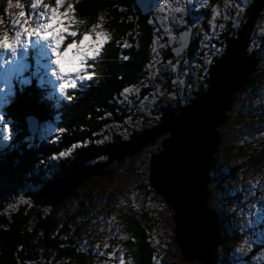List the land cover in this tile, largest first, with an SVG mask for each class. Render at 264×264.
Wrapping results in <instances>:
<instances>
[{
  "label": "trees",
  "instance_id": "16d2710c",
  "mask_svg": "<svg viewBox=\"0 0 264 264\" xmlns=\"http://www.w3.org/2000/svg\"><path fill=\"white\" fill-rule=\"evenodd\" d=\"M72 1L75 9L74 16L79 19L75 18L76 23L70 29L78 32L76 39H79L83 32L90 31L93 25L99 24V15L105 17L104 31L110 35L111 39L103 46L101 54L92 67L93 79L85 82L86 86L83 88L78 84L76 89L68 87L64 93L56 94L52 88L53 82L43 77V71L33 53L29 55L30 65L24 73L26 76L18 74L20 81L14 79L4 105V116L9 123L7 124L9 137L7 142L2 144L3 152H1L3 148L0 149V264H93V251L87 248L83 240L78 237L77 213L80 217L83 211L77 208L74 210V206L69 208L66 206V204L74 203L79 189L55 207L37 205L32 197L71 168L105 161L109 150L120 142L141 134V129L128 133L122 132L124 128H128L129 122L136 123V117L126 118L130 113L132 115L135 113L121 101L122 94L125 88L135 87L138 93L143 95L138 84L148 72L145 66L153 65L150 63L155 60L154 55H157L152 52V47L155 46L154 42L157 38L163 42L166 37L162 36L161 29L153 24V15L149 19L142 16L135 0ZM2 5L3 2L0 0V12ZM201 12L205 14V19L208 18L210 10L203 9ZM259 19H264V9ZM211 25L209 22L204 24L208 30L213 31L214 28H208ZM263 36L258 37L257 40L262 42ZM125 43L128 47H124ZM253 43L254 39L251 37L250 47ZM214 44L216 45L214 49L218 50L221 47L220 51H223L222 43L220 46L219 42L214 41ZM208 45L204 48L197 37L193 36L188 48L181 54L185 56V64L193 55L196 58L197 52L199 62L203 64L204 55H211L205 52ZM180 56H176L177 59L180 60ZM176 57L170 56L169 50L158 55V66L156 64L155 66L161 68L162 73L166 75L164 82L166 86L172 85L167 64L177 60ZM211 64H208L206 72L201 75L202 80L195 87L193 96L186 100V96L182 93L167 107L161 103L163 101H158L160 103L157 107L159 106L161 110L178 111L182 104L194 100L205 92ZM257 68L258 71L251 75L249 83L235 95L236 102L237 99L243 100L241 106L233 105L232 111L235 115L245 114L243 116L245 118L249 115L251 118L258 116L256 115L258 112L248 113V107L252 103H248L246 97L245 99L237 97L243 92L246 96L252 86V89L259 90L260 92H256L261 95L260 85L264 84V68L259 65ZM67 96H71L72 99L68 100ZM28 115L36 119L38 127L45 124L41 132L38 128L33 138L26 131L27 127L24 124V117ZM158 116L149 127L158 121ZM222 145H225V141H222ZM242 145V142L232 139L227 144L226 150L242 159V155L245 156L244 152H246ZM251 146L249 153L252 155ZM246 147L248 148V145ZM148 149L149 153L155 152L157 145L149 146ZM60 152H68V155L60 157ZM261 153H264V148L258 154ZM53 157L56 158L53 159ZM34 159L36 161L31 162ZM215 164L217 166L213 168L211 177L218 178L228 173L221 172V164L218 160H214ZM235 168L238 167H232L231 170ZM109 171L112 173L111 168L107 170V173ZM110 172L107 175L112 177ZM147 180L146 173L144 187L148 192H154ZM81 186L83 184L80 185V189H82ZM30 188L33 190L28 191ZM21 193L26 196V199H23ZM155 195L165 204L162 197L156 193ZM81 202L82 200L79 199L77 204ZM146 209L142 215L150 219L154 212L148 207ZM214 211L218 213L219 226L222 230L221 245L224 249L223 254L217 258V263L255 264L253 259L255 252L264 250V234H261L264 232V221L262 224L254 223L253 227L244 233L243 224L238 226L233 224L237 217L230 218L226 214L223 215L220 209ZM137 216V213L125 214L121 219L130 236L120 247L124 252L123 256L130 264H160L155 261L156 247L152 239L148 238L147 230L136 218ZM246 236L252 237L248 239L249 243L254 242L255 245L258 241L261 247H253L249 251L244 246H240L242 238ZM139 240L143 243H138ZM173 243L176 244L174 235ZM234 248L247 253L240 254ZM128 252L132 257H129ZM97 261L95 259V262Z\"/></svg>",
  "mask_w": 264,
  "mask_h": 264
},
{
  "label": "rangeland",
  "instance_id": "374dc122",
  "mask_svg": "<svg viewBox=\"0 0 264 264\" xmlns=\"http://www.w3.org/2000/svg\"><path fill=\"white\" fill-rule=\"evenodd\" d=\"M252 1L255 2L256 0H208L206 4L203 0H193L192 3H188V0H178V2L177 0L150 1V12L147 19L153 15V24L161 29L162 36L166 38L163 42L160 41V38H157V41L154 42L155 46L152 47V52L157 53V55L155 56L153 54L155 60H152L150 63L153 65L145 66L148 72L144 75L146 77L143 76L144 78L138 84L139 89H141L140 92H142L143 95L139 94L135 87H128L129 92H123V97L121 98V101L135 113L134 115L130 113L126 118L131 119L136 117V123L129 122L128 128H124L122 132L128 133L141 129V134L133 138L137 139L134 140V144H137V147L140 145L142 146H140L133 155H125L121 159H118L117 155L123 153V151L117 150L113 152V154H115L113 159L105 165L106 173L91 176L89 178L91 182L86 180L87 182L82 183V189L79 188L80 186L75 187L74 193H76L77 189H79V193L74 199V203L66 204L68 208L74 206V210L77 208L83 211L80 217V214L77 213L78 237L83 240L87 248L93 251V264H120V257L124 254L120 247L123 245V241L130 238L126 231L127 228L122 223L121 219L125 214L132 215L133 213L138 214L136 218L147 230L148 238L152 239L154 247H156L155 261L157 263L202 264L198 259L193 258L188 260L183 257L180 252V247L173 243L174 223L170 216L172 210L169 209V212L166 204L161 202L160 198L156 197L154 192H148L144 187L146 185V173L149 174V163L147 161L150 160L152 153L160 150L162 147V140L169 135L168 133L156 135L154 132L156 130L155 126L159 122L161 116L168 112H173V110L168 111L169 109L161 110L159 106L157 107V104L163 101L161 103L167 107L171 104V101H176V98L182 93L186 96V100L194 95L193 91L196 90L195 87L198 86V82L202 80L201 75L206 72L212 61L213 64L214 60L220 58L224 53L227 39L235 34V37H238V31L246 21V17L250 18L252 16L250 14L247 16V11L251 7ZM2 2L0 32H9L12 34L14 32L12 22L18 18V13L21 9L9 7V0H2ZM11 2L13 5L16 3L24 4L26 16L31 14L30 0H11ZM43 2L54 5L55 0H43ZM72 3L74 6L73 1ZM162 4L165 5L163 8L161 7ZM175 8H183V11L176 12L174 10ZM203 9L210 10V14L206 19L205 14L201 12ZM257 9L263 11L264 5L259 6V3H257ZM62 10L64 9L62 8L61 11ZM258 17L255 19V22H257L256 27H254V22L251 29L249 44L247 46L248 56H252V58H250L251 62L255 60H257V62H255L253 72L248 77L247 83H249L251 75L258 71V65L264 68V19L258 20ZM77 19L78 17L76 20ZM104 21L105 17L99 15L98 22L100 27L96 29L97 31H104ZM205 22H209L210 25L212 24L208 28H214V30H208L204 26ZM186 30L189 31L190 41L193 36H195L204 48L209 44L208 49L204 51L206 53H211V55H204L203 64L199 62L198 52L196 58L195 55H193L192 58L187 60L186 64L184 62L185 56L181 55L182 53L178 55H181L179 57L180 60L177 59L178 56H175L177 60L167 64L170 70L169 74L172 85L166 86L164 83L166 75L162 73L161 68L156 67L158 66V55L166 50H169L170 56L173 55L171 50L180 43L179 35ZM261 36H263L261 38L262 42H259L257 38ZM251 37L254 39L252 47H250ZM72 39L73 38L66 36L64 42L61 44V50L66 48L67 44L71 43ZM214 41L219 42L220 46L222 43V48L224 47L223 51H220L221 47L218 50L214 49L216 46ZM30 52L31 49H29L27 56L21 54V63L23 67L18 70L17 74L12 75L10 78L5 76L6 69L0 67V87L5 89L4 92H0L1 96L6 95V93L10 91L13 78L20 81V77L17 75H22L30 65ZM75 55V50H70L68 52V59L71 60ZM6 59L10 61L12 58L0 52V65H3ZM51 61L52 56L50 51H48V55L39 62L40 68L43 71V77L45 76L53 82L52 88L54 92L56 94H61L59 90L60 80L51 75V71L55 67ZM91 63L93 62L89 61V64ZM66 66L68 65L66 64ZM191 67L194 68L191 69ZM90 70L92 71V68ZM260 87L261 95L257 93L260 91L257 89L253 90L252 86L246 96L244 95L245 92L239 93L237 96L243 99L246 97L248 103H252L247 111L249 114L258 112L256 113L258 116L255 118H251L250 115L248 118H245L243 117L245 114L235 115V113H233V105L235 107L238 104L239 106L243 104V100L237 99V102L235 101V95L239 91L234 94L231 109L226 111L227 120L217 127L218 133L220 134V142L216 152L213 154V162L214 160H218L221 164V172L228 173L218 178L211 177L213 168L217 166V164L214 165L213 163V166L209 170L211 180L207 184L209 191L207 205L209 209H212V211L220 209L223 215L226 214L230 218L231 216L233 218L234 216L237 217V219L233 221V224L236 226L243 224L244 233L252 228L254 223L260 222V224H262L264 221V153L258 154L264 148V113H261V111H264V84L260 85ZM145 97H147L146 100L144 99ZM234 103H236V105ZM4 104L5 101L3 105L0 106V117L3 118V120L0 121V149L3 148L2 144L6 143L8 140L7 137H9L7 134L8 132L5 133L3 131V127L9 124L4 116ZM231 111L232 115L230 117ZM156 116H158V121L153 126L149 127V125L155 121ZM44 126L45 124L39 126L40 132ZM46 128L49 130L47 125ZM54 129L56 130L57 128ZM34 136L35 135H32L31 137L33 138ZM128 139L132 140V138ZM232 139L233 141L243 143L242 146L245 147L246 152H244L245 156L242 155V159L226 150L227 144L231 142ZM221 140L225 141V145H222ZM154 144L157 145V151L149 153V146H153ZM246 145H248V148ZM250 146L253 148L252 155L249 153ZM3 150L4 148L1 152H3ZM247 154L251 156L247 157ZM118 156H120V154ZM34 161L36 160L34 159L31 162ZM107 161H109V157L105 159V162ZM236 166L238 168L232 171L231 168ZM109 168L112 169V173L109 171L112 177L107 175L109 173H107ZM114 169L115 171L113 172ZM147 182L149 183L148 180ZM30 190L33 189H28V191ZM21 195L23 199H26L23 193H21ZM68 197L70 196H67L65 199ZM79 199H81L82 202L77 204ZM147 207L154 212V215L150 217V219L142 215L147 210ZM249 213L251 214L248 215ZM261 234H264V232ZM248 239H252V237H243L240 246H244L249 251L253 247H261L258 241L254 245V242L249 243ZM221 242L216 247L215 254L213 255L214 259L211 264H218L217 258L224 252ZM138 243H143V241L139 240ZM234 249L240 254L247 253L238 248ZM128 253L130 254V252ZM129 257H132V255L130 254ZM123 258L124 264H130L125 260L124 256ZM95 259L98 260V263L95 262ZM253 259L255 264H264V250L256 251Z\"/></svg>",
  "mask_w": 264,
  "mask_h": 264
},
{
  "label": "water",
  "instance_id": "95a60500",
  "mask_svg": "<svg viewBox=\"0 0 264 264\" xmlns=\"http://www.w3.org/2000/svg\"><path fill=\"white\" fill-rule=\"evenodd\" d=\"M150 1L135 0L144 18L149 16ZM257 3L263 6L264 0L252 1L247 11V16H252L246 17L238 37L233 35L227 39L224 53L211 65L205 92L181 106L178 111L161 116L155 126L156 135H169L162 140L160 150L150 157L149 185L163 198L167 208L172 210L174 240L183 257L198 259L202 264H211L216 247L221 242L218 215L207 205V184L211 180L209 170L220 142L217 127L227 120L226 111L231 109L234 94L247 83L257 62H251L252 56L249 57L247 53L251 29L261 13ZM179 40L180 43L171 50L173 56L183 53L189 46V31L180 34ZM24 124L31 136L36 134L38 122L32 115L24 117ZM134 140L137 139L120 142L109 150L106 153L109 157L107 162L71 168L32 197L33 202L55 207L91 176L105 174V165L113 159V152L123 151L119 153L120 156L117 155L118 159L133 155L142 146L137 147Z\"/></svg>",
  "mask_w": 264,
  "mask_h": 264
},
{
  "label": "snow or ice",
  "instance_id": "6c2138e0",
  "mask_svg": "<svg viewBox=\"0 0 264 264\" xmlns=\"http://www.w3.org/2000/svg\"><path fill=\"white\" fill-rule=\"evenodd\" d=\"M192 2L193 0H188V3ZM203 2L206 4L208 0H203ZM10 3H12L11 0H9V6ZM19 5L22 7L18 13V18L12 22L14 32L12 34L0 32V52L12 58L10 61L6 59L5 63L0 65L6 69L5 76L10 78L18 73V70L23 67L21 54L27 56L29 49L35 54L38 63L50 51L51 62L55 65L51 75L60 80V92L64 93L68 87L76 89L78 84L81 88L85 87V82L93 79L94 73L90 69L101 54L103 46L111 39L110 35L104 31H97L96 29L100 25L96 24L93 25L91 31L83 32L80 34V38L76 39L78 32L70 30L76 23L72 0H55L54 5L44 3L43 0H30L31 14L27 16L24 10L25 5L21 3ZM164 6V4L161 5L162 8ZM62 8L63 11H61ZM174 10L182 12L183 8H175ZM66 36L73 39L66 48L61 50V44ZM124 47H128V45L125 43ZM73 49L76 55L69 60L68 52ZM89 61H92L93 64H89ZM4 91L5 89L0 87V92ZM128 92L129 89L125 88L124 93ZM66 98L72 99L71 96ZM0 99L6 102L8 97L5 96ZM144 99L146 100L147 97ZM2 120L3 118L0 117V121ZM3 131L8 132L6 125L3 127ZM73 147L76 146L73 145ZM66 155L68 152L59 153L60 157ZM55 158L53 157V159ZM120 264H124L123 256L120 257Z\"/></svg>",
  "mask_w": 264,
  "mask_h": 264
},
{
  "label": "clouds",
  "instance_id": "9594fccd",
  "mask_svg": "<svg viewBox=\"0 0 264 264\" xmlns=\"http://www.w3.org/2000/svg\"><path fill=\"white\" fill-rule=\"evenodd\" d=\"M9 7H14V8H21L22 6L19 5V3H16L15 5H13L12 3H10Z\"/></svg>",
  "mask_w": 264,
  "mask_h": 264
},
{
  "label": "bare ground",
  "instance_id": "6f19581e",
  "mask_svg": "<svg viewBox=\"0 0 264 264\" xmlns=\"http://www.w3.org/2000/svg\"><path fill=\"white\" fill-rule=\"evenodd\" d=\"M236 35V34H235ZM218 222H220V221H218Z\"/></svg>",
  "mask_w": 264,
  "mask_h": 264
}]
</instances>
